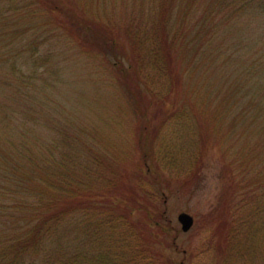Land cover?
Returning <instances> with one entry per match:
<instances>
[{"label":"trees","instance_id":"obj_1","mask_svg":"<svg viewBox=\"0 0 264 264\" xmlns=\"http://www.w3.org/2000/svg\"><path fill=\"white\" fill-rule=\"evenodd\" d=\"M88 4L0 0V264H157L161 237L170 230L165 207H160L165 201L163 183L174 175L184 185L195 174L170 170L161 177L162 171L149 170L150 151L143 152L148 171L141 173L116 167L100 151L80 160L81 153L69 145L74 141H63L69 134L64 124L73 121H63L54 99L30 95L45 87L29 85L38 63L51 62L56 55L48 46L60 48L74 35L76 44L92 45L98 53L117 48L114 34L97 28L98 21L90 18ZM147 4L145 9L157 15L153 31L142 27L146 36L152 32L155 37L143 40L142 56L148 63L163 58L169 64L176 57L187 72L191 65L200 68L209 54L226 55L218 67H223L225 79L218 92L223 95L220 112L209 115L202 131L192 128L191 149L200 161L217 142L226 148L223 156L234 155L237 161L226 170V193L236 199L232 211L237 217L226 220L224 213L216 223L220 230L213 234L218 248L212 264H264V0ZM38 11L63 14L51 23L44 21L46 36H30L38 26H24L39 17ZM150 42L159 49L149 47ZM42 45L48 51L35 54ZM131 45H138L137 40ZM171 85L173 92L180 85L175 75ZM174 103L159 100L160 123L169 110H183L181 101ZM146 105L139 106L144 117ZM143 121L142 131L152 136V145L157 125L148 117ZM224 205L221 210L226 211L229 206Z\"/></svg>","mask_w":264,"mask_h":264},{"label":"rangeland","instance_id":"obj_2","mask_svg":"<svg viewBox=\"0 0 264 264\" xmlns=\"http://www.w3.org/2000/svg\"><path fill=\"white\" fill-rule=\"evenodd\" d=\"M86 1L89 2L87 13L90 18L98 21L97 28H104L114 34L117 48L113 51L110 49L112 54L110 51L98 53L94 50L98 48L92 45L83 48L76 44L77 37L74 35L67 36L69 42L60 48L52 50L54 45L48 46L49 51L56 53L51 62H39L34 75L30 68H21L33 77L30 89H33V85L40 87L45 83L44 92L43 89L37 90L30 95H47L54 99L59 104L63 121L67 118L73 121L64 124L69 134L63 141L64 145L70 143L69 137L74 141L69 145L75 147L78 154L81 153L80 160L87 161L92 152L100 151L107 158L105 160L116 167H126V172H142L148 171L143 152L150 151L146 161L150 165L149 170L162 171L161 177L170 170H193L195 174L187 184H181L174 175L173 180L170 178L168 183H163L165 201L160 207H165L170 230L161 237L162 255L157 264H212L218 248V236L215 239L213 234L220 230L215 228L216 223L224 213L226 220L237 217L232 211L236 199L226 193V170L237 161L234 155L223 156L226 148L223 149L215 141L213 146L204 151L203 158L196 161L197 154L191 149V138L192 128L202 131L210 123L209 115L220 112L218 105L223 95L218 92L223 88L225 79L221 77L223 67H218L226 55L216 58L215 53L209 54L200 68L192 69L191 65L187 72L183 71L185 63L176 57L168 61L169 64L163 58L148 63L142 56L146 49L143 40L144 37H155L152 32H148L147 37L142 27L153 31L157 15L145 9L149 5H145L146 0H116V3L115 0ZM74 2L81 3V0ZM53 12L38 11L39 17L25 21L27 25L24 26L29 29L32 25L38 26L30 30V36H37L41 32L46 36L48 31L44 21L51 23L63 16L62 13ZM134 40L141 48L131 45ZM149 47L155 51L159 49L155 42H150ZM44 51L48 50L42 45L35 54L42 55ZM21 59H17V62L20 63ZM171 75H175L181 85L176 86L174 92L171 91ZM129 89L138 95H132ZM160 99L164 100L165 105L181 101L183 110H178L179 107L169 110L165 120L160 123L162 111L157 107ZM142 103L147 104L145 117L158 129L152 145V136L142 131L145 123L144 113L139 111ZM154 113L155 116L158 114V119L153 121ZM149 147L152 148L149 150ZM224 202L229 206L226 211L221 210L225 207ZM180 211H186L194 217L188 231H182L177 221ZM206 246L207 250L201 251Z\"/></svg>","mask_w":264,"mask_h":264},{"label":"water","instance_id":"obj_3","mask_svg":"<svg viewBox=\"0 0 264 264\" xmlns=\"http://www.w3.org/2000/svg\"><path fill=\"white\" fill-rule=\"evenodd\" d=\"M177 221L180 223L182 231H188L193 225L194 217L186 211H180L177 214Z\"/></svg>","mask_w":264,"mask_h":264}]
</instances>
